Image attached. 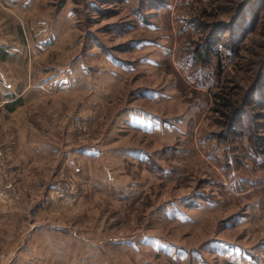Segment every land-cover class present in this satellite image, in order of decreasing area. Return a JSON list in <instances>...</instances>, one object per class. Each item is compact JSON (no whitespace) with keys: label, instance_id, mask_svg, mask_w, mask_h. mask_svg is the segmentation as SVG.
<instances>
[{"label":"rangeland","instance_id":"374dc122","mask_svg":"<svg viewBox=\"0 0 264 264\" xmlns=\"http://www.w3.org/2000/svg\"><path fill=\"white\" fill-rule=\"evenodd\" d=\"M8 2L0 23L35 47L23 53L16 87L31 94L20 108L53 145L59 182L77 180L75 203L58 198L60 219L74 222L68 209L84 198L90 211L72 229V253L86 255L76 262L125 264L131 253L134 264H174L160 237L189 247L264 238V0ZM225 92L239 108L232 122L216 100ZM187 199L216 205L187 209L189 224L170 210ZM246 214L254 231L228 227Z\"/></svg>","mask_w":264,"mask_h":264},{"label":"crops","instance_id":"0c3cea01","mask_svg":"<svg viewBox=\"0 0 264 264\" xmlns=\"http://www.w3.org/2000/svg\"><path fill=\"white\" fill-rule=\"evenodd\" d=\"M9 1L16 4L18 0ZM0 24L7 28L5 22ZM7 29L0 31V98L5 100L0 107V264H82L76 261L86 259V255L71 251L76 246L79 249L81 243L72 229L76 226L74 222L90 211L84 206V198L75 208L68 209L69 215L75 213L74 222L60 219L59 211L63 209H59L55 190L61 175L54 164L53 145L35 136L39 128L25 118L24 109L20 108L25 95L31 93L16 87L25 82L22 79L24 50L35 52V47L25 46L21 38L10 34V27ZM42 47L46 50V46ZM215 205L213 200L203 204L200 200L187 199L170 210L190 214L189 209L193 214L196 209L202 211ZM191 216L188 215L191 221L187 222L194 224L196 219ZM238 217L228 227L239 224L254 231L255 225L248 221L247 214ZM170 221L189 227L179 217ZM123 244L135 247L132 239H126ZM258 248H264V238L254 247L218 237L204 239L198 247H189L160 237L158 254L168 256L174 264H214L215 259L221 264H248ZM120 256H125L122 257L125 264H134L131 253ZM90 258L102 261L100 253L91 254Z\"/></svg>","mask_w":264,"mask_h":264},{"label":"built area","instance_id":"2783aa9c","mask_svg":"<svg viewBox=\"0 0 264 264\" xmlns=\"http://www.w3.org/2000/svg\"><path fill=\"white\" fill-rule=\"evenodd\" d=\"M76 183L77 180L75 177L66 175V178L59 183L58 188L55 190L58 198L60 197L65 199L66 203L69 204L75 203L78 196ZM248 264H264V251H256L252 260L248 262Z\"/></svg>","mask_w":264,"mask_h":264},{"label":"trees","instance_id":"16d2710c","mask_svg":"<svg viewBox=\"0 0 264 264\" xmlns=\"http://www.w3.org/2000/svg\"><path fill=\"white\" fill-rule=\"evenodd\" d=\"M210 50H211V47H210ZM232 97H233V95L230 92L222 93V95H220V97L218 95L216 96V100L219 103V106L220 107L223 106V108L230 109V112L229 113H223L224 116L227 118V120L229 122H232L233 121L234 115H236V114L238 115L239 114L238 113V111H239L238 106H236L235 104L232 105V102H231ZM240 123H241V120H238V124H240ZM260 152L264 153V142H260Z\"/></svg>","mask_w":264,"mask_h":264},{"label":"bare ground","instance_id":"6f19581e","mask_svg":"<svg viewBox=\"0 0 264 264\" xmlns=\"http://www.w3.org/2000/svg\"><path fill=\"white\" fill-rule=\"evenodd\" d=\"M225 205V204H224Z\"/></svg>","mask_w":264,"mask_h":264}]
</instances>
